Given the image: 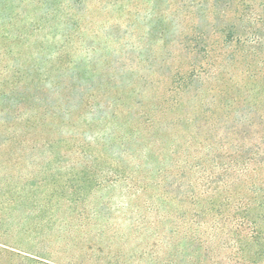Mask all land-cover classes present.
I'll list each match as a JSON object with an SVG mask.
<instances>
[{
	"label": "rangeland",
	"instance_id": "374dc122",
	"mask_svg": "<svg viewBox=\"0 0 264 264\" xmlns=\"http://www.w3.org/2000/svg\"><path fill=\"white\" fill-rule=\"evenodd\" d=\"M45 1L2 0L0 244L55 264H147L164 219L191 207L162 196L170 145L165 160L146 129L128 144L139 150L110 145L169 97L176 69L190 72L176 40L194 36L195 19L180 0H55L49 15ZM172 117L159 121L164 139L183 134ZM116 170L145 188L110 184Z\"/></svg>",
	"mask_w": 264,
	"mask_h": 264
},
{
	"label": "trees",
	"instance_id": "16d2710c",
	"mask_svg": "<svg viewBox=\"0 0 264 264\" xmlns=\"http://www.w3.org/2000/svg\"><path fill=\"white\" fill-rule=\"evenodd\" d=\"M180 1L177 12L195 19L194 36L176 40L191 70L176 69L169 97L142 106L130 136L110 145L124 148L121 153L139 150L128 144L140 129L161 145L157 152L165 160L162 146L170 145L172 169L159 163L162 196L191 207L164 219L168 231L153 233L166 254L162 261L158 239L147 264H264V0ZM54 3H43L48 15L58 10ZM5 8L0 0V17ZM194 89L195 107L186 109L184 96ZM167 115L173 117L164 123L183 127V134L178 129L164 139L166 124L159 121ZM112 174L110 184L145 188L119 170ZM2 257L4 264H55L45 252L0 244V264Z\"/></svg>",
	"mask_w": 264,
	"mask_h": 264
}]
</instances>
